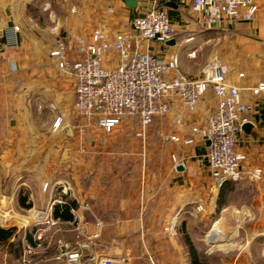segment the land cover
Segmentation results:
<instances>
[{"label": "crops", "instance_id": "0c3cea01", "mask_svg": "<svg viewBox=\"0 0 264 264\" xmlns=\"http://www.w3.org/2000/svg\"><path fill=\"white\" fill-rule=\"evenodd\" d=\"M71 1L80 3L77 14L70 11ZM135 1L130 6L126 0H0V178L27 185V194L18 203L34 209L31 223L0 225L15 228L14 234L0 237V264H62L56 255L85 241L91 245L83 252L87 264L105 257L122 259L124 264H200L197 226L214 210L220 211L214 227L226 223L231 210L244 214L241 218L252 227L248 241L263 236L264 91L256 94L254 88L264 82V2H259L251 21L206 28L192 9V0ZM152 6L168 14L177 35L167 42H142L140 49L163 60L178 56L180 72L190 78L199 77L208 63L218 60L228 67V81L241 89L249 104L250 127L242 128L237 142L238 151L247 155L241 180L218 186L207 163L209 141L202 130L217 106L213 91L193 109L172 97L170 111L155 118L144 139L137 135L136 118L124 119L110 133L91 127L88 137L73 125L72 135L68 123L75 77L58 68L52 51L66 40L76 58L74 39L89 40L97 28L109 40L119 32H135L133 19ZM13 25L20 27L19 45L8 48L1 36ZM119 62L114 52L104 64L115 68ZM34 97L40 100L38 107ZM59 116L63 128L55 129ZM173 135L194 143L174 141ZM255 169H262L260 179L253 178ZM59 180L68 181L72 191L66 204H56L50 211L53 191L44 185ZM11 193L0 187V202L6 208ZM46 212L58 222L38 240L43 224L37 222ZM74 215L79 228L72 223ZM28 243L34 244L35 254L26 263Z\"/></svg>", "mask_w": 264, "mask_h": 264}, {"label": "built area", "instance_id": "2783aa9c", "mask_svg": "<svg viewBox=\"0 0 264 264\" xmlns=\"http://www.w3.org/2000/svg\"><path fill=\"white\" fill-rule=\"evenodd\" d=\"M192 9L200 15L201 25L212 28L219 24L234 25L251 21L260 6L256 0H192ZM132 27L135 32H119L114 40H109L100 28L92 32L89 40L75 38L73 45L77 48L76 58L70 55L69 42L66 40H60L51 53L57 59L58 67L75 77L74 106L84 119V123L79 125L80 135L88 137L91 127L110 133L124 119L136 118L140 123L137 135L145 137L155 118L163 117L170 111L169 100L172 97L181 98L189 109H193L208 91H213L218 99L217 106L202 130L203 136L209 141L207 163L218 186L229 180H241L247 155L238 151L237 142L243 125L248 121L246 114L250 106L241 89L228 81V67L213 60L199 78H189L180 72L178 56L163 60L149 49L141 50L142 42L147 45L153 41L167 42L177 35V28L171 23L168 14L157 6L135 17ZM19 32L18 25L5 28L2 34L4 45L8 48L18 47ZM114 52L118 54L120 62L117 67L109 68L104 62ZM262 91L264 82L254 88L256 94ZM62 125L63 120L59 116L54 128L59 129ZM193 130L198 131V128ZM171 139L186 144L194 143L192 138L181 139L176 135ZM252 176L260 179L262 169H255ZM44 187L53 191L50 211L54 205L68 202L66 197L72 191L68 181L46 183ZM57 222V217L46 212L43 219L37 222L43 224L37 239H42ZM72 223L79 228L77 215H74ZM90 246L85 241L73 248L65 247L55 259L62 261V264H87L83 252ZM34 254V244L28 243L23 253L24 261L32 262ZM98 264H121V261L105 257L98 260Z\"/></svg>", "mask_w": 264, "mask_h": 264}, {"label": "rangeland", "instance_id": "374dc122", "mask_svg": "<svg viewBox=\"0 0 264 264\" xmlns=\"http://www.w3.org/2000/svg\"><path fill=\"white\" fill-rule=\"evenodd\" d=\"M256 1L258 2L259 5H260L259 2H264V0H256ZM68 4L70 6V11L72 13L77 14L79 12L81 6L78 1H71L70 3L68 2ZM201 75L202 73L199 75V77ZM39 102L37 101L36 97H34V106L38 107ZM49 104H51V100L49 101ZM71 120L72 121L68 123V127L70 128L71 133L73 135V133H75V130H73V125L78 126L84 123V119L80 117L76 112L75 106H73L71 109ZM62 128L63 125L59 129ZM82 145L83 144H81V146ZM31 184L34 185V180L31 181ZM0 187L4 189L7 188L9 192L10 190L14 192L13 194L12 193L9 194L10 200H9L8 208L4 206L3 202H0V225L5 226L11 223H22V222L31 223L34 220V209L20 206L18 203V199L23 197V195L25 196L27 194L28 186L27 185L21 186L20 182L16 181V179L0 178ZM237 198H239V200L242 199L243 198L242 193L238 194ZM236 201H238V199ZM199 207H200L199 213L200 215H202L205 211L201 204L199 205ZM218 213L220 214L219 210H214V213H211V217L205 216L208 218L203 222L200 218V222L198 223L197 231L201 239L198 244L199 256L201 259L200 264H238L240 260L245 261V263L250 262L252 264H264V226H262V229H260V232L263 233V236L261 237L262 239L259 238L258 241L250 242L248 241V239L251 236L252 227L249 226V224L245 223V220L242 219L245 215L241 214L240 212H237L238 214H236V212L233 213L231 212V210H229L226 223L219 224L218 229L226 237L230 238V242L229 241H226L225 243L221 241L211 242L212 240L209 239L208 235L214 227L213 220ZM205 217H203V219H205ZM238 217L241 219V221L239 220ZM220 243L222 244L220 245ZM236 258H239L237 262L234 261ZM119 260L121 261V264H124V261H122V259Z\"/></svg>", "mask_w": 264, "mask_h": 264}, {"label": "bare ground", "instance_id": "6f19581e", "mask_svg": "<svg viewBox=\"0 0 264 264\" xmlns=\"http://www.w3.org/2000/svg\"><path fill=\"white\" fill-rule=\"evenodd\" d=\"M209 239L212 240V242H226L229 241L230 242V238L226 237L219 229L217 224L215 225V227L212 229V231L209 233ZM222 243H220L221 245ZM232 244V243H231ZM224 245V244H223ZM227 245V244H226Z\"/></svg>", "mask_w": 264, "mask_h": 264}, {"label": "trees", "instance_id": "16d2710c", "mask_svg": "<svg viewBox=\"0 0 264 264\" xmlns=\"http://www.w3.org/2000/svg\"><path fill=\"white\" fill-rule=\"evenodd\" d=\"M15 233V228L5 229L0 227V237L10 236ZM192 256L195 257V250L192 247ZM201 260V259H200ZM199 260V262H200Z\"/></svg>", "mask_w": 264, "mask_h": 264}, {"label": "water", "instance_id": "95a60500", "mask_svg": "<svg viewBox=\"0 0 264 264\" xmlns=\"http://www.w3.org/2000/svg\"><path fill=\"white\" fill-rule=\"evenodd\" d=\"M126 3L130 6H135L136 5V1L135 0H126ZM250 127V124H244L243 125V129H247Z\"/></svg>", "mask_w": 264, "mask_h": 264}]
</instances>
